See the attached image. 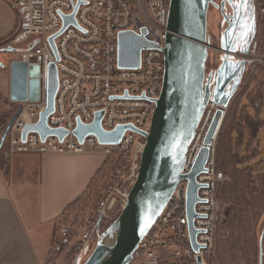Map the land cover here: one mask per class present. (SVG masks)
Masks as SVG:
<instances>
[{
	"label": "built area",
	"instance_id": "built-area-1",
	"mask_svg": "<svg viewBox=\"0 0 264 264\" xmlns=\"http://www.w3.org/2000/svg\"><path fill=\"white\" fill-rule=\"evenodd\" d=\"M20 18L11 37L18 59L40 67V94L22 103L3 150L4 160L15 153L86 154L100 153L113 160L110 187L97 205L94 217L82 234L60 225L55 253L78 251L92 240L95 223L122 215L138 177L146 137L161 96L165 76V42L171 0H10ZM210 0H204L209 4ZM255 13L264 24V0H256ZM67 18H73L67 22ZM132 32L153 44L141 50L134 68L119 64L120 36ZM53 39V43L51 41ZM15 52V51H14ZM56 69L54 110L47 118L53 130L68 135L42 136L29 131L47 108L48 94ZM259 107V103H256ZM15 109L14 114L18 110ZM230 110L210 99L188 148L182 178L151 230L139 242L128 264H208L217 250L222 222L218 191L226 181L217 165L219 133ZM102 113L100 127L107 133L127 129L117 143H101L94 134L80 140L74 131L79 124L92 125ZM11 117V118H12ZM11 120V119H10ZM9 123V122H8ZM215 123V124H214ZM207 150L203 171L196 176L198 200L195 217L188 214L190 174ZM192 228L196 232L192 234Z\"/></svg>",
	"mask_w": 264,
	"mask_h": 264
},
{
	"label": "water",
	"instance_id": "water-1",
	"mask_svg": "<svg viewBox=\"0 0 264 264\" xmlns=\"http://www.w3.org/2000/svg\"><path fill=\"white\" fill-rule=\"evenodd\" d=\"M208 5L202 0H171L168 33L165 42V76L163 89L157 101L151 129L143 133L147 143L141 158L138 177L131 189L129 201L123 214L127 216L113 249L97 244L83 264H128L139 242L151 230L165 206L171 200L181 178L185 156L201 120L204 105L210 99L229 104L234 96L226 94L220 84L212 86V76L206 81V63L209 56ZM72 22L73 18H67ZM53 43V39H51ZM54 46V43H53ZM153 46L143 37L132 32L120 36L119 64L134 68L140 64L141 50ZM0 66L5 67L0 62ZM54 81L48 94L47 108L35 125H28L29 131L38 132L42 138L59 136L64 139L68 132L53 130L47 125V118L54 110L57 90L56 69L52 66ZM40 67L20 60L10 63V100L22 103L35 101L40 94ZM179 87V100L175 101L174 90ZM22 105L5 128L0 140V151L6 142L9 130L19 116ZM102 113L92 125L79 124L74 134L83 140L87 135H96L101 143H117L123 133L132 127L121 126L115 132L107 133L100 127ZM215 124V123H214ZM207 150L189 178L188 214L195 217L194 207L198 200L196 176L203 171ZM122 214V215H123ZM192 234L196 232L192 228Z\"/></svg>",
	"mask_w": 264,
	"mask_h": 264
},
{
	"label": "rangeland",
	"instance_id": "rangeland-1",
	"mask_svg": "<svg viewBox=\"0 0 264 264\" xmlns=\"http://www.w3.org/2000/svg\"><path fill=\"white\" fill-rule=\"evenodd\" d=\"M222 1L224 5L218 8ZM237 3H239V0H237ZM210 4L211 5L208 4L207 11V33L210 47L206 63V81L212 76V86L216 87L220 84L226 94L233 95L238 90L241 91L243 89H246V92H252L254 90L256 101L255 108L259 110L263 107L260 114L264 121V99L262 97L264 94V24L262 25L260 23V19L255 13L256 0H248V6L245 9H238L235 7L232 0H213ZM216 4L218 6H216ZM204 5L207 4L204 3ZM247 17H251L252 19L246 21ZM245 22L254 23V33L249 34L246 38V44L239 39L242 31L241 25ZM11 37L7 38L4 42L0 41V62L5 65V67L0 66V140L8 122L12 119L11 117L15 109L18 107V104L10 100V63L19 57L18 54H16L19 48L12 46ZM216 80L217 83H215ZM256 103H259V107L256 106ZM230 108H232V105ZM7 139L1 151L6 148L8 144ZM260 139H264V131L261 133ZM225 142L226 141L222 140L224 155L227 152V149H225ZM262 146H264V144H262ZM220 150L221 148H219V151ZM23 154L29 153H15L13 155ZM13 155H11V157ZM111 164H113V160L109 157H105L103 167L100 170L101 172L99 171L96 174L95 177L97 178L93 186L91 185V180L89 184L91 188L88 187V191L84 196L79 198V201L77 200L70 205L67 211L57 221L54 238L49 244L51 251L45 264H83L99 243L100 236L121 216V214H117L113 215L108 220L101 219V221L96 222L94 237L81 250L68 252L63 251L62 248L61 251L55 253L56 233L60 235V225H63V227L67 226L69 229L71 228L70 231H72V234L73 232L75 234L77 233L73 236L74 241L78 235L80 238L86 224L93 219L103 192L110 187L112 178L110 171ZM226 177L224 185H222L218 191L221 215L224 213L218 236L221 227L229 217L260 215L261 219L258 224V233L261 239L264 235V182H258L257 184L251 183L248 189L251 202L245 199L246 205H248V203L251 204H249L247 211L242 213L239 211L240 206L237 203H235V205L229 203V198L226 197L227 195L224 194L223 189L227 185L228 187L234 186L236 188H242L246 178L240 176L233 182V179L229 175ZM220 191L221 196H219ZM262 242L264 244V240ZM217 251L218 250H216L215 256L208 264H221V261L217 258L219 256L217 255Z\"/></svg>",
	"mask_w": 264,
	"mask_h": 264
},
{
	"label": "crops",
	"instance_id": "crops-1",
	"mask_svg": "<svg viewBox=\"0 0 264 264\" xmlns=\"http://www.w3.org/2000/svg\"><path fill=\"white\" fill-rule=\"evenodd\" d=\"M19 22L13 3L0 0L1 42L13 35ZM241 91L233 94L230 107ZM262 109H252V113L263 121ZM263 131L264 126L257 139L248 138V129L245 137L236 133L233 151L247 162L264 165V139H260ZM10 159L9 180L0 168V264H45L57 221L88 191L91 180L103 167L105 156L29 153ZM223 216L224 213L222 220Z\"/></svg>",
	"mask_w": 264,
	"mask_h": 264
},
{
	"label": "trees",
	"instance_id": "trees-1",
	"mask_svg": "<svg viewBox=\"0 0 264 264\" xmlns=\"http://www.w3.org/2000/svg\"><path fill=\"white\" fill-rule=\"evenodd\" d=\"M245 92L246 89H243L232 103V108H230L219 134L217 151L219 169L223 170L226 176L229 175L233 179V182L240 176L246 178L242 188L228 187L227 185L223 189L224 194L229 198V203L233 205L237 203L240 206L239 211L242 213L246 212L249 204H251H245V199L250 201L248 189L251 183L264 182V165L258 162H247L245 158L240 157L238 152L233 151V143L235 144L236 142L234 135L236 133L242 134L245 137V130L248 129V138L257 139L258 133L264 126V122L258 118V114L254 116L252 113V109H256L255 91L246 92L247 94ZM262 97L264 99V94ZM243 98H245L244 101ZM222 140L226 141V156L224 155ZM219 148H221L220 151ZM258 150L259 148L257 147L256 151ZM0 168L6 180H9L10 166L9 162L4 160L3 150L0 152ZM96 178H93L91 182L92 186ZM91 185L89 188H91ZM219 196H221V191L219 192ZM260 219V215L237 216L227 219L221 227L217 239V255H219L217 258H219L221 264H264V244L262 242L264 235L260 239L258 233Z\"/></svg>",
	"mask_w": 264,
	"mask_h": 264
},
{
	"label": "bare ground",
	"instance_id": "bare-ground-1",
	"mask_svg": "<svg viewBox=\"0 0 264 264\" xmlns=\"http://www.w3.org/2000/svg\"><path fill=\"white\" fill-rule=\"evenodd\" d=\"M202 3L204 4V0H202ZM179 89L180 88L177 87L174 90V92H173V96L175 97V101H178L179 100V96H180V94H179L180 93V90ZM218 138H217V140H218ZM126 220H127V216L124 215V214L121 215L100 236L99 243L102 244V245H105V246L109 247L110 249H113V247L115 246V244L117 242V239L119 237V234L121 232V229H122L123 225L126 223Z\"/></svg>",
	"mask_w": 264,
	"mask_h": 264
},
{
	"label": "snow or ice",
	"instance_id": "snow-or-ice-1",
	"mask_svg": "<svg viewBox=\"0 0 264 264\" xmlns=\"http://www.w3.org/2000/svg\"><path fill=\"white\" fill-rule=\"evenodd\" d=\"M235 7L238 9H245L248 6V0H239V3H237V0H232ZM251 17H247V20H251ZM242 31L240 34L239 39L243 41V43H247V37L249 34L254 33V23L245 22L241 25Z\"/></svg>",
	"mask_w": 264,
	"mask_h": 264
},
{
	"label": "flooded vegetation",
	"instance_id": "flooded-vegetation-1",
	"mask_svg": "<svg viewBox=\"0 0 264 264\" xmlns=\"http://www.w3.org/2000/svg\"><path fill=\"white\" fill-rule=\"evenodd\" d=\"M212 1H213V0H211V2H210V3H212ZM210 3H209V5H211ZM219 3H220V2H219ZM219 3H218V4H219ZM223 5H224V4H223V1L221 2V4H220L219 6L216 4V6H218V8H220V7H221V6H223ZM209 7H210V6H209ZM215 83H217V80H216V82H215Z\"/></svg>",
	"mask_w": 264,
	"mask_h": 264
}]
</instances>
